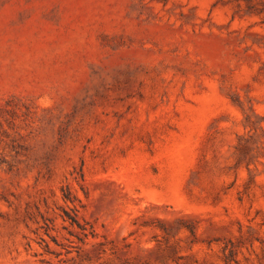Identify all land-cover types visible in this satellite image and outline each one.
Wrapping results in <instances>:
<instances>
[{"label": "rangeland", "instance_id": "obj_1", "mask_svg": "<svg viewBox=\"0 0 264 264\" xmlns=\"http://www.w3.org/2000/svg\"><path fill=\"white\" fill-rule=\"evenodd\" d=\"M0 264H264V0H0Z\"/></svg>", "mask_w": 264, "mask_h": 264}]
</instances>
